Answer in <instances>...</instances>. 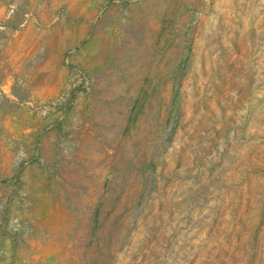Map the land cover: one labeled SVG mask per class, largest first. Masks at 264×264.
I'll return each mask as SVG.
<instances>
[{"label":"rangeland","instance_id":"374dc122","mask_svg":"<svg viewBox=\"0 0 264 264\" xmlns=\"http://www.w3.org/2000/svg\"><path fill=\"white\" fill-rule=\"evenodd\" d=\"M0 264H264V0H0Z\"/></svg>","mask_w":264,"mask_h":264},{"label":"trees","instance_id":"16d2710c","mask_svg":"<svg viewBox=\"0 0 264 264\" xmlns=\"http://www.w3.org/2000/svg\"><path fill=\"white\" fill-rule=\"evenodd\" d=\"M144 188L145 186L143 187V189L140 190V193H139V196L136 198V201L133 202V206H134V209L137 208V204H138V201L142 198L143 196V192H144ZM135 197H131V199H134ZM134 209H133V214H134ZM133 218H134V215H131V217L129 218V222L132 224L133 223Z\"/></svg>","mask_w":264,"mask_h":264}]
</instances>
